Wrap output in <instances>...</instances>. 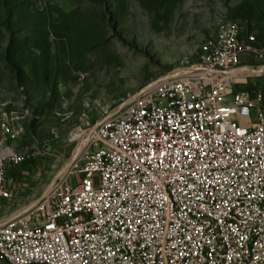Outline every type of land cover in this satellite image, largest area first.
I'll use <instances>...</instances> for the list:
<instances>
[{"label": "built area", "instance_id": "built-area-1", "mask_svg": "<svg viewBox=\"0 0 264 264\" xmlns=\"http://www.w3.org/2000/svg\"><path fill=\"white\" fill-rule=\"evenodd\" d=\"M180 69L105 115L31 218L0 222V264H264V101L237 89L264 45L223 20ZM14 135L0 117V211Z\"/></svg>", "mask_w": 264, "mask_h": 264}, {"label": "rangeland", "instance_id": "rangeland-1", "mask_svg": "<svg viewBox=\"0 0 264 264\" xmlns=\"http://www.w3.org/2000/svg\"><path fill=\"white\" fill-rule=\"evenodd\" d=\"M223 20L264 45V0H0V117L25 158L7 168L12 198L0 222L31 218L94 126L194 64ZM262 83L252 76L246 85Z\"/></svg>", "mask_w": 264, "mask_h": 264}, {"label": "crops", "instance_id": "crops-1", "mask_svg": "<svg viewBox=\"0 0 264 264\" xmlns=\"http://www.w3.org/2000/svg\"><path fill=\"white\" fill-rule=\"evenodd\" d=\"M242 61L243 62H247V59H248V56L246 54H243L242 57H241ZM252 76H258V77H261L262 78V84L264 85V74H257V75H252ZM250 76V77H252ZM247 84V78L246 80L243 82L242 80V83H240L238 86H237V89L239 90H242V91H248V92H253L254 90L256 89H259L263 95V101H264V90L263 88L261 89V87L257 84H252L250 87L246 85ZM7 175H8V172H7Z\"/></svg>", "mask_w": 264, "mask_h": 264}, {"label": "bare ground", "instance_id": "bare-ground-1", "mask_svg": "<svg viewBox=\"0 0 264 264\" xmlns=\"http://www.w3.org/2000/svg\"><path fill=\"white\" fill-rule=\"evenodd\" d=\"M262 69V68H261ZM261 69H250V68H243L242 70H241V72H243V73H248V74H254V73H257V72H259ZM181 71V69L180 68H178V69H176V70H174L173 72H172V74H175L176 72H180ZM79 146H80V143H79V145H78V147L76 148V150H75V152H74V156H75V154H77L79 151H80V148H79ZM83 147H85V144H84V146ZM83 147H82V149H83ZM68 167V164L66 165V168ZM66 168H65V170H66ZM64 170V171H65ZM63 171V172H64ZM49 190H50V187H49ZM48 189L47 190H45L44 191V194H46L48 191H49ZM36 202V201H35ZM32 205H34V202H33V204ZM31 205V206H32ZM30 206V207H31ZM30 207L28 208V209H30ZM32 208V207H31ZM22 211H24V210H22ZM18 213H20V211H18ZM17 214V213H16ZM14 219V218H13Z\"/></svg>", "mask_w": 264, "mask_h": 264}]
</instances>
